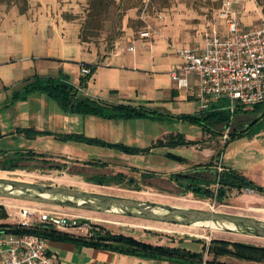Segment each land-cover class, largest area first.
I'll return each instance as SVG.
<instances>
[{
  "label": "crops",
  "instance_id": "1",
  "mask_svg": "<svg viewBox=\"0 0 264 264\" xmlns=\"http://www.w3.org/2000/svg\"><path fill=\"white\" fill-rule=\"evenodd\" d=\"M38 27L36 25V30H31L29 24L23 31L20 47L23 54L20 59L25 64L17 74L13 60L3 58L4 46L0 41V153H41L49 167H52L46 174L52 181L90 185L93 181H86V178L92 177L90 170H94L95 165L101 173L125 175V171L130 169L144 174L142 162L148 160L147 154H155L156 150L168 147L152 145L171 133H181L186 139L197 142L173 146L190 147L193 158L171 150L164 151L166 156L170 151L185 158L184 161L174 159L178 162L176 169L179 173L192 171L199 163L202 165L198 167H203L207 172L213 171L221 157L226 168L237 171L258 185L261 189L253 193L257 198L264 199V113L254 112L252 109L255 104L234 113L231 119L232 129L241 133L228 139L213 166H203L212 159L217 150L211 144L214 135L204 131L199 124L176 117L123 118L68 111L57 99L42 91L31 92L25 98L18 97L23 85L36 75L65 77L79 88V95L98 99L107 105L132 103L170 115L201 113L200 104L188 109L192 102L200 103L195 94L196 78L189 77L190 87H180L165 71L182 61L179 55L175 62L171 59L175 54H165L157 48H139L132 51L128 46H117L95 51L86 49L78 38L71 41V35L61 36L54 29L43 31L39 36L41 29ZM5 33L6 30L0 28V38ZM70 43L75 45L77 56L55 54L56 48H71ZM160 55L161 58L158 57ZM168 59L171 60L167 62ZM82 61L97 65L84 86L80 84L82 76H85L82 72ZM211 103L221 104L227 109L228 100L222 98ZM63 135H83L107 143L152 148L147 152L129 153L114 146L76 138L66 139ZM216 138L220 139L221 135H216ZM34 158L38 159L40 156L36 155ZM53 165H56L54 167L57 171L52 170ZM170 173L161 178H169L175 171ZM110 187L119 188L124 185L112 182ZM236 190H231L229 194ZM64 231L84 236L90 234L77 233L73 228ZM48 245L65 264H186L177 258L141 256L74 241L48 238ZM205 255L209 257L207 252Z\"/></svg>",
  "mask_w": 264,
  "mask_h": 264
},
{
  "label": "rangeland",
  "instance_id": "2",
  "mask_svg": "<svg viewBox=\"0 0 264 264\" xmlns=\"http://www.w3.org/2000/svg\"><path fill=\"white\" fill-rule=\"evenodd\" d=\"M106 1L107 7L103 9L102 16L93 19L90 16L93 0H0V28L9 33L1 34L0 38L1 45L4 46L3 58H11L12 63L16 65L14 68H17L14 70L15 73L20 72L25 64L24 60L20 59L23 54L20 49L22 34L29 24L31 30H36V25L39 26L38 28L41 29H38L39 36L43 31L54 29L61 36L71 35L73 37L70 39L71 41L78 38L86 49L96 51V49H112L117 48V46H128L129 48L131 45H134L136 49L157 48L165 54H175L172 55L171 59L176 62L179 49L196 43L202 44L204 42L203 31L215 23L221 24L225 21L222 14L236 13L246 24L258 23L264 19V0ZM146 29L151 31V36L142 38L140 31ZM70 47L68 49L56 48L55 54L57 56H77L78 51L75 45L70 43ZM161 56L158 57L161 58ZM171 59H168L167 62ZM165 71L168 72V69ZM196 104L200 103L192 102L188 109L194 108ZM187 125H191V123H187ZM213 135L211 144H214L218 150L221 148V138H216V135ZM165 150L193 158L190 147L168 146L156 150L155 154H147L148 160L142 162L146 175L142 174L141 171L139 173L130 169L125 171V175L122 173H101L95 165L94 170H90L92 177L86 178V181H93V183L82 185L73 182L52 181L46 176L47 171L52 167L51 165L49 167L48 161H45L42 156L35 159L25 153H0V177L58 184L59 186L110 193L135 199L215 209L264 218V199L257 198L253 192L236 190L220 202L215 198H204L193 191H186L183 186H179L173 181L171 176L161 178L165 177L166 174H171L172 171L180 172L176 169L178 162L166 156ZM13 161L18 166L17 168H1V166L12 164ZM52 170L57 171L58 169L53 167ZM71 170L74 171L73 168ZM98 179H104L108 183H98ZM116 181L121 182L119 184H123L124 187H110V184ZM0 203L14 212L13 205L24 202L21 199L0 196ZM42 207L77 215L78 225L73 229L82 234L91 232L93 226L102 228L104 231L131 235L143 241H159V244L174 243V245L192 251H201L203 249L202 243H209L213 238L264 245L263 236L219 229L206 224L187 225L130 216L118 211H98L55 204H44ZM8 221H12L10 215ZM207 254L209 255L207 259L211 258L208 252ZM222 259L227 261L238 260L233 256H223ZM243 262L264 264L250 260Z\"/></svg>",
  "mask_w": 264,
  "mask_h": 264
},
{
  "label": "trees",
  "instance_id": "3",
  "mask_svg": "<svg viewBox=\"0 0 264 264\" xmlns=\"http://www.w3.org/2000/svg\"><path fill=\"white\" fill-rule=\"evenodd\" d=\"M106 2V0H93V9L90 12V16L93 17V19H98L102 16L103 9L107 7ZM88 24L90 25V23ZM83 64L90 67V72L86 73L85 76H82L80 83L81 86L86 85L87 80L91 77V74L97 67V65L93 63L83 62ZM34 91H42L54 97L59 101L61 106L68 111H74L83 114H96L105 117L123 118L146 117L152 119L176 117L195 124H199L204 131L215 135H221L226 126L231 124L230 120L232 113L230 110L224 109L221 104L211 103L209 108L202 110L201 113H184L179 115L161 113L155 109L142 105H135L132 103L107 105L98 99L79 95V88L68 81L65 77L61 78L36 75L23 85L19 91L18 97L25 98ZM241 108L243 109L244 107H237L234 113ZM252 110L258 113H264V102L255 104ZM240 133L241 132H236L231 129L230 138ZM62 137L66 139H82L92 143L114 146L129 153L147 152L152 148V146L156 145L178 146L195 144L197 142L195 140L186 139L181 133H171L164 139H158L152 146L148 147L128 146L121 143H107L98 139L87 138L83 135H63ZM224 145L218 149L212 159L203 166H213L216 162L215 159L221 153ZM25 154H29L32 157L36 155L43 156V154H37L33 151H28ZM167 156L178 161L185 160L183 156L177 155L170 151L167 152ZM200 165H202V163L197 164L196 167H194V169L189 172L174 173L171 175V178L179 186H183L186 191H193L204 198H215L220 202L223 201L233 189H237L239 192L247 187L253 188L254 190L261 189L247 177L231 168L224 167L223 171L217 172L215 167L213 171L210 170L207 172V170H205L203 167H198ZM54 166L56 165H53V167ZM17 167L18 166L14 161L8 166H1L2 169H15ZM105 181L106 180L104 179L97 180L98 183H108ZM115 183L121 182L116 181ZM212 184H214V186L215 184H218V187L215 188L214 186H211ZM7 217L8 212L6 207L4 204L0 203V220H4ZM0 225L12 226V224L7 221H1ZM15 228L18 229L17 226ZM22 230L35 232L49 239L74 241L87 245L110 247L121 252L141 256L177 258L186 264H203L206 252L211 255V258L206 259V264H248L243 261L249 260L264 263V245L239 240L213 238L209 243L204 242L203 249L201 251H192L177 245L153 244L151 242L140 240L131 235L104 231L102 228L93 226L92 234L86 236L77 235L75 233L47 225H39L28 229L23 228ZM223 256H233L238 258V260H223Z\"/></svg>",
  "mask_w": 264,
  "mask_h": 264
},
{
  "label": "built area",
  "instance_id": "4",
  "mask_svg": "<svg viewBox=\"0 0 264 264\" xmlns=\"http://www.w3.org/2000/svg\"><path fill=\"white\" fill-rule=\"evenodd\" d=\"M222 15L224 22L215 23L203 31L202 44L187 45L178 50L182 61L175 63L168 73L180 87H190L189 77L196 78L195 94L202 110L209 108L212 101L227 99L226 108L232 113V119L237 107L264 102V19L246 24L236 13ZM140 36L147 38L151 31L142 30ZM128 49L133 51L136 48L131 45ZM83 62L87 61L81 62L82 72L89 73L90 67ZM231 129L229 124L223 130L221 147L230 138ZM224 167L220 157L217 172L223 171ZM214 187L217 188L218 184ZM245 191L252 193L255 190L247 187ZM22 201L24 203L13 205L14 212L6 208L8 217L0 220L12 224L0 225V264H65L56 252L50 250L48 238L22 229L39 225L61 230L75 228L77 215L42 207L47 203ZM9 215L12 221H8ZM206 259L205 255L203 264Z\"/></svg>",
  "mask_w": 264,
  "mask_h": 264
},
{
  "label": "water",
  "instance_id": "5",
  "mask_svg": "<svg viewBox=\"0 0 264 264\" xmlns=\"http://www.w3.org/2000/svg\"><path fill=\"white\" fill-rule=\"evenodd\" d=\"M0 196L90 210L118 211L130 216L187 225L213 222L222 229L264 237V218L55 184L0 177Z\"/></svg>",
  "mask_w": 264,
  "mask_h": 264
},
{
  "label": "bare ground",
  "instance_id": "6",
  "mask_svg": "<svg viewBox=\"0 0 264 264\" xmlns=\"http://www.w3.org/2000/svg\"><path fill=\"white\" fill-rule=\"evenodd\" d=\"M203 223H207L206 225H210V226H213V227H216V228L222 229L220 226H218L217 224H215V223H213V222H202V223H200V224H203ZM227 225L233 227L232 224H227Z\"/></svg>",
  "mask_w": 264,
  "mask_h": 264
},
{
  "label": "flooded vegetation",
  "instance_id": "7",
  "mask_svg": "<svg viewBox=\"0 0 264 264\" xmlns=\"http://www.w3.org/2000/svg\"><path fill=\"white\" fill-rule=\"evenodd\" d=\"M92 234V231L90 232V234L89 235H91Z\"/></svg>",
  "mask_w": 264,
  "mask_h": 264
}]
</instances>
